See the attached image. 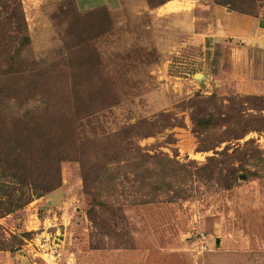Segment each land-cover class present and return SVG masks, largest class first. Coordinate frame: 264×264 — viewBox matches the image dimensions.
<instances>
[{"label":"rangeland","instance_id":"1","mask_svg":"<svg viewBox=\"0 0 264 264\" xmlns=\"http://www.w3.org/2000/svg\"><path fill=\"white\" fill-rule=\"evenodd\" d=\"M19 1V60L38 83L0 101L5 128L64 131L79 160L58 162L53 189L0 207V264H264V46L213 36L208 15L219 5L257 24L264 1ZM202 117L212 124L194 130ZM152 156L203 167L127 164ZM15 188L0 179V200Z\"/></svg>","mask_w":264,"mask_h":264},{"label":"trees","instance_id":"2","mask_svg":"<svg viewBox=\"0 0 264 264\" xmlns=\"http://www.w3.org/2000/svg\"><path fill=\"white\" fill-rule=\"evenodd\" d=\"M165 1L147 0V3L154 6ZM237 11L245 14L241 10ZM28 43L29 37L20 1L0 0V101L18 97L23 92L28 93L38 83L32 79L33 75H37L33 66L19 60L20 52ZM212 120L211 117L197 119L193 124L194 130L206 129L212 124ZM64 158L79 160L73 144H70L64 131L53 132L45 124L37 121L28 125L14 121L11 127L6 129L0 113V179L16 186L14 189L16 194H4V200H0V207L3 206L4 211L9 213L22 207L33 195L40 196L44 191L53 189L58 182V162ZM149 160L153 163L150 167L146 164ZM127 164L133 171L141 168L162 175L177 168L184 177L197 176V170L203 167L191 171L183 165H172L168 158L157 159L154 156L150 159L134 158ZM117 172L110 169L103 172L102 175L107 179L106 186L101 189L103 193L110 195L113 189L110 178L113 179ZM228 186L229 184H226L225 187ZM141 201L152 202L153 195L142 198ZM85 212L89 220L96 225L95 204L90 202ZM0 243L3 244V240H0ZM2 249L10 251L11 246Z\"/></svg>","mask_w":264,"mask_h":264},{"label":"crops","instance_id":"3","mask_svg":"<svg viewBox=\"0 0 264 264\" xmlns=\"http://www.w3.org/2000/svg\"><path fill=\"white\" fill-rule=\"evenodd\" d=\"M208 15L211 19L209 24L210 34L216 37L231 38H256L258 47L264 46V20L251 15L228 10L223 6L212 5Z\"/></svg>","mask_w":264,"mask_h":264},{"label":"water","instance_id":"4","mask_svg":"<svg viewBox=\"0 0 264 264\" xmlns=\"http://www.w3.org/2000/svg\"><path fill=\"white\" fill-rule=\"evenodd\" d=\"M200 77H201V75L200 74H198ZM217 241V240H216Z\"/></svg>","mask_w":264,"mask_h":264}]
</instances>
